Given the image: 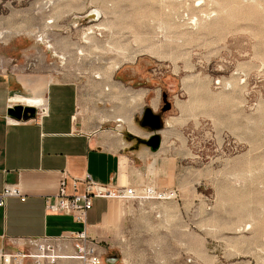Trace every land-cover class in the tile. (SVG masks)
<instances>
[{"label": "rangeland", "instance_id": "obj_1", "mask_svg": "<svg viewBox=\"0 0 264 264\" xmlns=\"http://www.w3.org/2000/svg\"><path fill=\"white\" fill-rule=\"evenodd\" d=\"M0 68L144 78L118 81L160 114L165 178L134 188L177 199L103 264H264L262 0H0Z\"/></svg>", "mask_w": 264, "mask_h": 264}, {"label": "crops", "instance_id": "obj_2", "mask_svg": "<svg viewBox=\"0 0 264 264\" xmlns=\"http://www.w3.org/2000/svg\"><path fill=\"white\" fill-rule=\"evenodd\" d=\"M121 79L144 80L140 75ZM121 79L81 86L0 68V192L11 184L24 197H9L0 208V253L31 251L40 238L85 230L103 258L129 243L136 222L159 220L165 203L176 202V191L168 201L94 199L84 223L46 209V198L57 194L62 179L72 192V180L86 175L111 187L157 185L165 178L158 171L159 149L146 144L156 131L142 125V90ZM17 94L42 96L47 115L9 116V108L27 106L12 100ZM24 264L35 263L27 258Z\"/></svg>", "mask_w": 264, "mask_h": 264}, {"label": "built area", "instance_id": "obj_3", "mask_svg": "<svg viewBox=\"0 0 264 264\" xmlns=\"http://www.w3.org/2000/svg\"><path fill=\"white\" fill-rule=\"evenodd\" d=\"M34 108H36V114L41 117L47 115V108L44 105ZM71 184L72 192H68L66 180L62 179L57 194L46 198V209L53 213L72 215L82 223L85 222L94 199L143 201L154 197L163 198L159 194V196L156 195V191L150 188L138 192L133 186L111 187L94 180L90 175L82 179L74 178ZM9 197L24 199L15 185L6 184L0 192V208L5 205ZM27 258L33 260L35 264H53L60 261L67 262L66 264H103L97 243L85 230L53 238H40L33 243L31 251H2L0 264H24Z\"/></svg>", "mask_w": 264, "mask_h": 264}, {"label": "water", "instance_id": "obj_4", "mask_svg": "<svg viewBox=\"0 0 264 264\" xmlns=\"http://www.w3.org/2000/svg\"><path fill=\"white\" fill-rule=\"evenodd\" d=\"M7 113L9 116L18 120L22 118H33L36 115V108L19 104L9 108ZM142 125L151 128L153 131H156L148 138L146 144L152 149V151L158 150L161 145V136L159 133H157L162 126L160 114L154 113V111L149 107L146 108L142 115Z\"/></svg>", "mask_w": 264, "mask_h": 264}, {"label": "bare ground", "instance_id": "obj_5", "mask_svg": "<svg viewBox=\"0 0 264 264\" xmlns=\"http://www.w3.org/2000/svg\"><path fill=\"white\" fill-rule=\"evenodd\" d=\"M264 2V0H262ZM94 14H97L96 11L93 12ZM13 101H19V102H23V104L25 105H29V106H41L44 105V99L38 96H24V95H15L12 97ZM245 230V227H244Z\"/></svg>", "mask_w": 264, "mask_h": 264}]
</instances>
